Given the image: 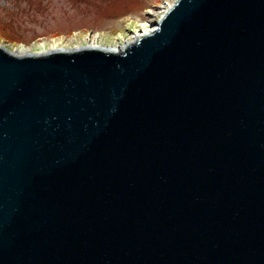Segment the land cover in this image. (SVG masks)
<instances>
[{
    "label": "water",
    "instance_id": "95a60500",
    "mask_svg": "<svg viewBox=\"0 0 264 264\" xmlns=\"http://www.w3.org/2000/svg\"><path fill=\"white\" fill-rule=\"evenodd\" d=\"M0 264H264V0L0 44Z\"/></svg>",
    "mask_w": 264,
    "mask_h": 264
},
{
    "label": "rangeland",
    "instance_id": "374dc122",
    "mask_svg": "<svg viewBox=\"0 0 264 264\" xmlns=\"http://www.w3.org/2000/svg\"><path fill=\"white\" fill-rule=\"evenodd\" d=\"M174 0H0V44L10 50L119 44L153 26Z\"/></svg>",
    "mask_w": 264,
    "mask_h": 264
},
{
    "label": "bare ground",
    "instance_id": "6f19581e",
    "mask_svg": "<svg viewBox=\"0 0 264 264\" xmlns=\"http://www.w3.org/2000/svg\"><path fill=\"white\" fill-rule=\"evenodd\" d=\"M155 25H156V24H154L153 26H146V27H144V28L142 29L143 31H139V32L135 31V32L133 33V35L131 36V38L123 39V40L120 41L119 44H115V45L107 46L106 48L120 49L121 47H123V45H124L125 43H127V42H129V41H131V40H133V39H136L138 36H140L141 34L147 32V31H151V30H153V29L155 28ZM87 46H100V45H98V44L92 42V43L87 44ZM55 48H56V47H55ZM51 49H54V48H51ZM46 50H50V49H45V48H44V49H42L41 51L43 52V51H46ZM13 52H14V53H18V54H23V53H26L27 51H26L25 49L19 48V49H15V50H13Z\"/></svg>",
    "mask_w": 264,
    "mask_h": 264
}]
</instances>
